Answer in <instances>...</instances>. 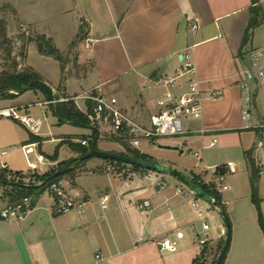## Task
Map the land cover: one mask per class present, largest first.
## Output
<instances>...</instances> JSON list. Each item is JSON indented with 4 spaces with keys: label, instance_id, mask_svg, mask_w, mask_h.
<instances>
[{
    "label": "crops",
    "instance_id": "0c3cea01",
    "mask_svg": "<svg viewBox=\"0 0 264 264\" xmlns=\"http://www.w3.org/2000/svg\"><path fill=\"white\" fill-rule=\"evenodd\" d=\"M259 5L264 10V0ZM251 6V0H0V20L3 8H8L20 26L50 39L62 56L71 47L76 51L74 60L64 65L41 54L34 42L16 71L33 69L58 102L72 100L87 115L94 106L85 97L103 95L137 123L150 127L151 116L160 112L156 99L164 93L153 80L173 76L183 55H191L204 98L201 118L185 120L183 136L142 141L138 151L155 160L163 153L169 155L176 162L165 158L162 168L208 186L215 166L236 165L227 179L228 190L220 193L231 234L223 264H264V234L251 199L246 159L249 155L260 170L258 194L264 219V147L256 149L255 132L241 130V73L248 65V53L264 47L259 42L264 19L249 42L242 44ZM80 29L84 33L78 38ZM7 67L0 64V73ZM215 91L220 96L212 100ZM31 105L41 109L40 118L31 115ZM51 105L39 91L0 99V110L17 107L21 115L39 124L32 133L19 121L0 117V150L8 151L3 158L6 173L24 186H38L43 176L78 159L80 141L90 143L93 136L91 128L59 123ZM97 131L98 150L123 149L103 140L102 132H109L106 128ZM213 137L217 144L208 147ZM186 151L199 155L194 168L180 161ZM109 163L91 158L71 166L73 178L61 179L65 199L84 204L83 217L77 211L57 215L52 194L46 190L23 220H0V264H198L206 247L225 242L224 217L206 198L175 177L159 179L156 172L121 179L106 171ZM104 195L110 196L106 209L100 205ZM145 201L151 208L138 210L136 206ZM8 203L9 198L0 194V209ZM202 222L210 229L205 245L199 244L197 235ZM163 239H169L176 252H162L158 242Z\"/></svg>",
    "mask_w": 264,
    "mask_h": 264
},
{
    "label": "built area",
    "instance_id": "2783aa9c",
    "mask_svg": "<svg viewBox=\"0 0 264 264\" xmlns=\"http://www.w3.org/2000/svg\"><path fill=\"white\" fill-rule=\"evenodd\" d=\"M196 29V26H193ZM181 68L173 76H163L153 80L156 88L164 89V93L156 99V105L160 112L150 118V127L146 128L137 123L125 111L118 108L113 102L108 101L103 95L88 94L85 99L93 103V112L88 114L89 126L98 130L106 128L117 140L126 142L131 148L138 150L142 141L157 142L161 139L175 138L183 136L186 131L184 122L187 119L199 120L202 116L204 98L197 79V72L192 62L190 54L183 55ZM241 130L255 132L257 135L256 149L264 147V47L253 49L248 53V65L241 73ZM175 90H180L175 93ZM220 94L213 92L210 99H218ZM0 117L19 121L30 132L36 133L39 124L31 117L21 115L17 107H10L0 110ZM202 133H205L202 131ZM217 139L212 138L208 147H214ZM82 147H89L85 140L80 141ZM30 149L29 152H32ZM7 150H0V170L7 171L8 164L3 161L7 155ZM197 158L199 155L194 154ZM39 162L42 157H37ZM121 170L124 179L130 181L139 176L138 171L128 165H118L109 163L106 171L116 174ZM236 172V165L232 162L215 166L210 184L219 194L228 190V176ZM163 184V182H161ZM53 197L54 212L59 215H66L72 211H77L80 216L86 214L85 206L82 202L66 200L64 187L61 181L54 182L47 190ZM177 194H182L181 189H177ZM30 197H24L16 202H9L0 209V220L17 221L23 220L32 209ZM110 201L109 195H104L100 199L102 209H106ZM213 199L210 200L212 204ZM213 205V204H212ZM197 207V204H194ZM140 211L151 208V203L145 201L136 206ZM199 216L202 213L197 210ZM197 235L199 244L205 245L210 240L209 225L202 222ZM177 238H182V233L176 234ZM162 252H176V246L169 240L163 239L158 242ZM96 261L100 260V255H96Z\"/></svg>",
    "mask_w": 264,
    "mask_h": 264
},
{
    "label": "trees",
    "instance_id": "16d2710c",
    "mask_svg": "<svg viewBox=\"0 0 264 264\" xmlns=\"http://www.w3.org/2000/svg\"><path fill=\"white\" fill-rule=\"evenodd\" d=\"M260 0H251V8H250V20L245 29L243 42L245 45L249 42L253 32L261 26L264 19V10L259 5ZM83 29H80L78 38L83 35ZM38 51L41 54H45L47 56H51L55 58L59 62H63V56L60 52L53 46L50 39H46L44 36L37 37L36 40ZM25 58V56H23ZM16 64L14 66L9 67L0 73V99L7 100L14 98L18 95H21L27 91H39L43 94L44 98L51 102V110L55 117H57L59 123H67L73 126L81 127V128H90L88 115L82 113L75 105L72 100L58 102L59 98L52 93V90L49 86H47L41 76L36 73L31 68H26L21 72L16 71ZM53 101H57L52 103ZM91 102V101H90ZM89 102V113L92 111V105ZM98 131L93 129V136L91 137L89 147H82L80 152V157L85 156L92 145L93 141L98 140ZM121 141V140H120ZM121 143H123L121 141ZM97 144V143H96ZM126 151L121 153L125 156H133L135 158H140L144 160H150L147 156L143 155L141 152L135 149H130L126 144H121ZM85 148V149H84ZM246 159L248 161L251 175H250V186H251V199L254 204L257 215H258V223L264 234V219L261 211V201L258 194V181L260 170L256 167L254 160L246 155ZM86 161V160H85ZM85 161H78L77 159H73L65 163L58 171L51 172L50 174L43 176L41 178V183L38 186L33 184L24 186L21 182L17 185L11 184L6 180L4 174L6 171L0 170V185L8 186L10 185L11 190L6 193V196L9 198V202H16L21 200L24 197H30L34 202L36 199L54 182L61 181V179L65 176H70L73 178V170L71 169L72 165H79ZM110 163H116L118 165H123L124 163L112 160H106ZM135 169H140V167L133 166ZM64 171L62 175H56L58 172ZM192 186L199 193L205 195V198L210 202L211 199L214 200L216 207L220 210L221 214L229 223V218L226 212L224 205L222 204L220 194L214 190L213 186L205 185L201 183L197 178L190 179ZM223 248V247H222ZM226 257V256H225ZM216 264V262H214Z\"/></svg>",
    "mask_w": 264,
    "mask_h": 264
},
{
    "label": "rangeland",
    "instance_id": "374dc122",
    "mask_svg": "<svg viewBox=\"0 0 264 264\" xmlns=\"http://www.w3.org/2000/svg\"><path fill=\"white\" fill-rule=\"evenodd\" d=\"M3 12H4L3 18L0 20V64L8 66L7 69H9V67L14 66V63L16 64L17 67L19 63L24 64L23 56H26V54L28 53V48L32 46L34 42L37 48L36 40H37V37L39 36L35 34L31 29L20 26L19 21L17 20L15 15L12 14L10 9L4 7ZM259 42L264 43V37L260 39ZM74 56H76V51H74L73 47H71L68 51V55L63 56L62 63L64 65H68L67 64L68 62H71L72 59L74 60ZM29 107H30L31 115L34 117L38 116L40 118L39 115L41 114L40 113L41 109L38 108V106L36 105H31ZM101 136L104 141L108 142V144H110L111 142H115L118 145H121L124 143L130 149H133L126 142L121 143L120 140H117L109 132H102ZM50 148H51V145H48L47 149L50 150ZM120 150L121 151L117 153L119 154L124 153L126 151V148L123 147V149H120ZM223 153L224 151L221 154ZM262 154H264V150L262 151ZM161 155L162 157L158 158L159 160H155V159H150V160L153 162H156L159 165L163 162L165 158L171 161L172 163L176 162V160L173 159L169 155H166L164 153ZM227 155L228 154H226L225 156L223 155V156L227 157ZM180 161L186 163V166L194 168L198 160L195 156L191 155V152L186 151L185 155L180 158ZM171 162H168V165H174ZM123 165H127V164H123ZM128 166H131V165H128ZM131 167L134 168L133 166ZM136 170L138 171L139 175H142L144 172L145 173L150 172L143 168L136 169ZM157 175L159 179L161 180L162 178H165L166 180H169V181H171V179L172 180L175 179L174 177L166 176V174H163V173H157ZM4 176L6 180L10 183V185L11 184L17 185L21 182L16 177L9 178L6 172ZM116 176H118L121 179H124L123 175H121V170L117 171ZM10 185L8 186L0 185V194L6 197V193H8L11 190ZM224 244L225 242L224 243L221 242V243H217V245H215L214 247H206L204 251V255L199 259L198 264H214V262L217 261V258Z\"/></svg>",
    "mask_w": 264,
    "mask_h": 264
},
{
    "label": "water",
    "instance_id": "95a60500",
    "mask_svg": "<svg viewBox=\"0 0 264 264\" xmlns=\"http://www.w3.org/2000/svg\"><path fill=\"white\" fill-rule=\"evenodd\" d=\"M96 143L97 141H93L91 148L89 150V152L82 157H79L77 160L78 161H85L91 158H96V159H100V160H112V161H118L127 165H131V166H137L143 169H146L148 171L151 172H156V173H163V174H168L171 175L173 177H175L177 180H179L183 185H185L187 188H189L190 190H192L194 193H196V195L200 198H205V195L202 193H199L195 190V188L192 186L190 180L188 178H186L185 176H183L180 172L173 170V169H164L162 168L159 164H157L156 162H153L151 160H144V159H140V158H135L133 156H125L122 154H118V153H112V152H105V151H101L98 150L96 148ZM160 148H164V149H171V147L169 146H161L159 145ZM176 149V148H175ZM64 173V171L58 172L56 175H62ZM213 206L216 207L215 202L212 203ZM34 205V201L31 202V206L33 207ZM225 220V224H226V228H227V232H226V240H225V244L217 258L216 264H223L229 244H230V224L228 223V221L226 220V218H224Z\"/></svg>",
    "mask_w": 264,
    "mask_h": 264
}]
</instances>
